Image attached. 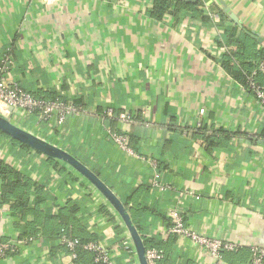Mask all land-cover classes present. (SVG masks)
I'll return each instance as SVG.
<instances>
[{
    "label": "crops",
    "instance_id": "crops-1",
    "mask_svg": "<svg viewBox=\"0 0 264 264\" xmlns=\"http://www.w3.org/2000/svg\"><path fill=\"white\" fill-rule=\"evenodd\" d=\"M152 3L0 0V59L4 52L11 58L7 82L81 107L56 126L22 111L12 112L11 120L75 156L121 201L137 190L144 207L134 217L157 239L165 264H249L247 250L214 262L190 239L170 233L168 210L177 209L197 233L246 246L264 241V108L224 70L218 51L222 31L234 24L237 34H257L260 41L250 34L248 41L264 49V0H204L203 18L168 13L160 20L149 14ZM216 5L231 22L222 20ZM107 108L131 122L105 117ZM121 125L134 154L108 137L109 127ZM197 128L226 134L206 147L194 135ZM41 155L33 149L22 157L9 138L0 140V160L33 182L50 180L52 199L41 208L54 212L68 197L77 200L82 224L102 235L115 262L137 264L117 248L125 228L99 192L68 166L58 162L71 181L65 171L43 164L47 156ZM102 206L113 218L99 212ZM2 207L0 241L21 239L17 226L32 215L21 221ZM52 244L34 238L0 257V264H78L57 240Z\"/></svg>",
    "mask_w": 264,
    "mask_h": 264
},
{
    "label": "trees",
    "instance_id": "trees-1",
    "mask_svg": "<svg viewBox=\"0 0 264 264\" xmlns=\"http://www.w3.org/2000/svg\"><path fill=\"white\" fill-rule=\"evenodd\" d=\"M203 2L204 0H153L149 14L152 18L157 20L162 19L168 13L176 15V17L184 15L186 17L196 18L197 15L203 14ZM216 8L220 12L223 21L231 22L227 14L223 12L218 5H216ZM203 17L204 15H202V18ZM208 19L209 18H207L206 21H208ZM237 30L238 27L234 24L233 26L226 27L222 31V41L219 40L218 43L224 44L227 52L219 59V63L236 82L245 85L247 75L259 60L264 59V49L256 47L257 42L254 38H251L252 43H250L248 41V38H250L249 34L246 32L237 34ZM55 98L57 97L50 99ZM34 114L37 117V113L35 112ZM109 128L111 129L113 127ZM225 134V131L222 129L208 130L206 128H197L194 132V135L203 139L202 143L206 145V147L216 144L215 141L218 140L217 138ZM3 138H9L10 141L17 146L20 156L22 157H25L29 150H33L29 146L12 139L0 130V140ZM35 152L40 155L42 154L36 150ZM42 163L52 166L58 172L63 173L65 171L66 177L68 176L69 180L73 179V177L71 178V173L52 158L45 157ZM49 181L50 180L47 179L46 184H48ZM46 184L33 182L31 179L22 175L18 170L3 160H0V206L6 204L10 214L15 217L18 216L21 221L23 219L26 220L28 215H32L33 217L32 220H27L24 224L17 226L19 238H37L43 236L49 244H52L56 240H59L61 234H65L71 239L78 240V244L74 248L76 254V257L73 258L74 262L83 264L89 261L91 264H101L94 261L92 252L83 249V245L89 241L100 242L102 235L96 232H89L85 228V225L82 224L81 217L80 215L78 216L80 204L77 200L68 197L65 204L58 206L54 212L50 207L41 208L40 205L42 203H47L52 199V194L48 191ZM134 193L136 194L137 190H132L129 195L122 199V203L132 216L133 223L143 240L145 249L148 247H155L157 239L152 235H145L142 223L134 217L135 211H139L140 209L143 210L144 207L141 206L140 201L136 200ZM99 212L113 218L112 214L105 206H102ZM114 229L116 235L122 232L118 227ZM60 246L69 254V251L64 245L60 244ZM54 248L52 244L51 250L53 251ZM242 250H247L246 252H248L247 254L250 257V251L247 247L232 253L236 254ZM133 260V256L129 255L128 261L131 262Z\"/></svg>",
    "mask_w": 264,
    "mask_h": 264
},
{
    "label": "built area",
    "instance_id": "built-area-1",
    "mask_svg": "<svg viewBox=\"0 0 264 264\" xmlns=\"http://www.w3.org/2000/svg\"><path fill=\"white\" fill-rule=\"evenodd\" d=\"M219 53L225 55L227 49L224 44L218 47ZM220 54V55H221ZM11 58L8 52H4L0 59V113L2 115H12L15 108L20 109L25 113H37V118L40 121L50 124L61 125L65 118L81 112V107L73 101H64L59 98L45 99L37 97L27 89L19 87L16 83L7 82L5 76L10 70ZM262 80V81H261ZM251 91L259 104L264 108V59L259 60L251 72L247 75L245 85H242ZM12 109L11 111L9 109ZM105 117H116L121 124L131 122L128 114L123 112L114 113L112 108H107L104 111ZM119 126V128H108L107 134L110 141L123 150L134 154L133 149L129 145L128 135ZM157 186L159 184L156 183ZM3 207L0 206V212ZM168 217L171 220L170 233L186 237L195 244L202 247L211 257L214 262H220L226 252H236L243 248L244 244L228 241L218 237H211L205 234L197 233L184 224L182 214L174 208L168 210ZM33 237L13 239L10 241H0V257L7 254H15L27 243L33 241ZM58 242L67 248L69 255L76 257L74 248L78 244V240L71 239L65 234L59 236ZM120 246L117 248L123 250L128 255H132L136 260V254L133 243L125 231L120 236ZM250 251L249 264H263L264 262V247L246 246ZM83 249L90 251L94 255V261L101 264H117L113 259L114 249L111 246H106L102 242L89 241L83 245ZM145 257L147 264H165V252L161 248L148 247L145 249Z\"/></svg>",
    "mask_w": 264,
    "mask_h": 264
},
{
    "label": "water",
    "instance_id": "water-1",
    "mask_svg": "<svg viewBox=\"0 0 264 264\" xmlns=\"http://www.w3.org/2000/svg\"><path fill=\"white\" fill-rule=\"evenodd\" d=\"M228 11V8H225ZM230 19L240 26L238 18L233 13H229ZM248 34L257 38L259 41L261 38L257 37V34L246 31ZM12 110L11 108L9 109ZM0 130L7 134L12 139L21 142L30 148L42 153L43 155L60 162L71 168L73 171L83 177L95 190L99 192L102 198L113 210V213L118 217L122 223L125 231L129 235L136 254L137 264H147L145 257V246L143 240L134 225L129 212L120 198L113 192V190L106 185L100 177L88 168L85 164L79 161L75 156L61 149L57 145L37 136L33 132L15 124L10 115H2L0 113ZM264 240V239H263ZM260 244H254L255 246L264 247V241ZM253 244V243H252Z\"/></svg>",
    "mask_w": 264,
    "mask_h": 264
},
{
    "label": "rangeland",
    "instance_id": "rangeland-1",
    "mask_svg": "<svg viewBox=\"0 0 264 264\" xmlns=\"http://www.w3.org/2000/svg\"><path fill=\"white\" fill-rule=\"evenodd\" d=\"M13 113H15V114L19 115V114L21 113V110H20V109H17V108H15V109L13 110ZM225 254H226V253H225ZM136 263H137V261H136Z\"/></svg>",
    "mask_w": 264,
    "mask_h": 264
}]
</instances>
